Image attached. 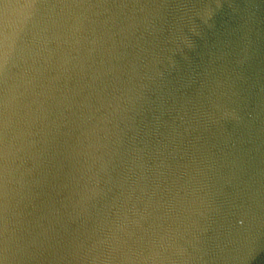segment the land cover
Listing matches in <instances>:
<instances>
[{
	"label": "water",
	"instance_id": "95a60500",
	"mask_svg": "<svg viewBox=\"0 0 264 264\" xmlns=\"http://www.w3.org/2000/svg\"><path fill=\"white\" fill-rule=\"evenodd\" d=\"M0 264H264V0H0Z\"/></svg>",
	"mask_w": 264,
	"mask_h": 264
}]
</instances>
